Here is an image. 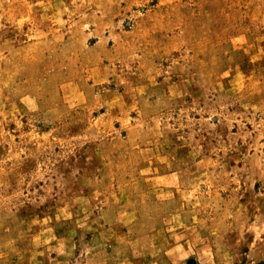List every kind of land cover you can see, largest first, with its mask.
Segmentation results:
<instances>
[{
    "label": "rangeland",
    "instance_id": "rangeland-1",
    "mask_svg": "<svg viewBox=\"0 0 264 264\" xmlns=\"http://www.w3.org/2000/svg\"><path fill=\"white\" fill-rule=\"evenodd\" d=\"M141 203L98 261L264 264V0H0V264L125 250Z\"/></svg>",
    "mask_w": 264,
    "mask_h": 264
},
{
    "label": "crops",
    "instance_id": "crops-1",
    "mask_svg": "<svg viewBox=\"0 0 264 264\" xmlns=\"http://www.w3.org/2000/svg\"><path fill=\"white\" fill-rule=\"evenodd\" d=\"M146 208H147V204L143 203L139 209L140 211H139V216H138L137 213L135 214V213H133V211H131L132 209L129 210V207H126L123 210L124 213L122 214L121 213L122 209L120 210L118 207L115 206V208H114V219L116 218L117 221L119 220V221L123 222V218L127 217L126 219L128 220V221H125L126 226H127V229L124 231L125 235L121 237L122 240L125 241V248L126 249L125 250H118V246L116 243L117 239H113L115 241H109V242H104L101 240V242H99L95 246V249L91 251L90 256H88V255H87L88 257L86 256L88 260H86L85 264L86 263L87 264H103L102 260L98 261V259L112 258L115 255H118L119 253H120V255H122L123 257H126V258L132 256V253L134 252L135 249H134V239L128 235V233L131 232L130 226L133 225V223H134L133 220L139 221L141 219V217L143 218V216L146 215L145 213H147V215H148V213H149V215H152L151 211L148 210L149 212H147ZM154 215H155V213L153 214V216ZM118 217H120V218H118ZM111 224H113V223H111ZM145 231H146V229H145ZM141 233H140L141 236L138 237V240L143 239L144 235H155L154 231H150V232L147 231V234H145L146 232H144V231H142ZM97 238H100V237H97ZM98 241H100V239H98ZM149 241H150V245H149V248L147 250L149 253L148 254L143 253V251L140 249L141 254H139V255H142V256L149 255V257H154L155 255H157L158 250H157V247L155 245V242L151 241V240H149ZM134 255H135V253L133 254V256Z\"/></svg>",
    "mask_w": 264,
    "mask_h": 264
}]
</instances>
